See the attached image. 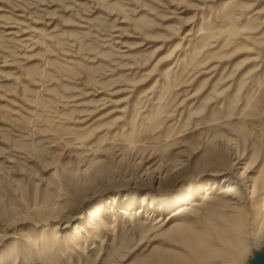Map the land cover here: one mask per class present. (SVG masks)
Instances as JSON below:
<instances>
[{
	"label": "rangeland",
	"instance_id": "374dc122",
	"mask_svg": "<svg viewBox=\"0 0 264 264\" xmlns=\"http://www.w3.org/2000/svg\"><path fill=\"white\" fill-rule=\"evenodd\" d=\"M212 141L264 173V0H0V264H225Z\"/></svg>",
	"mask_w": 264,
	"mask_h": 264
},
{
	"label": "bare ground",
	"instance_id": "6f19581e",
	"mask_svg": "<svg viewBox=\"0 0 264 264\" xmlns=\"http://www.w3.org/2000/svg\"><path fill=\"white\" fill-rule=\"evenodd\" d=\"M214 144L215 143L212 141V146L209 148L207 153L208 161L206 166L209 167V174L217 177L226 173L232 175V178L229 177L225 179L226 181H224L221 187L218 188L215 196L210 191V188H208L203 201H212L213 198H215L221 203L222 207L229 209L230 211H238L239 207L243 204H245L244 206H247L251 210L250 222L247 224L248 228L239 232L236 237L227 243L226 253L228 260L226 259L225 262V264H251L259 254L264 253V173H260V175L254 177V168H251L249 160V162L246 163L243 171L240 172L238 168L242 167L238 166L239 164H244L241 163L244 155L237 158L235 157L239 160L235 161L230 159L232 157V152L234 151L226 148L222 149L216 147L217 145ZM191 154L188 155V157L186 156V159H177L174 163L166 165L164 167L165 177H168L176 172L179 173L183 167L188 165L190 158H192ZM249 188H251L250 191ZM248 192L252 193L251 197L254 198L253 201L248 202ZM199 201L195 200L190 203H182L181 206L177 207L172 212V216L169 218L172 219L174 216H176V220H179L185 216L192 215V213L196 212V209L201 205ZM121 212L126 214V216L129 218L133 216L132 211L130 213L128 209H123ZM135 213H137V211H135ZM171 219H168V217L166 219H161V217H158L154 224L163 226L170 222ZM50 220L51 222L62 223L63 220L66 222L67 219H58L57 217L51 218ZM70 220L73 219L71 218ZM176 225H178L176 228L180 229V231L185 230L182 233H184L183 235H185L187 240H189L191 243L193 251H196L197 249L204 246V244L198 242V240L195 239L194 233L190 231L189 228H186L187 226L185 225V222H177ZM151 264H182V261L162 255H157L154 256V260H151Z\"/></svg>",
	"mask_w": 264,
	"mask_h": 264
},
{
	"label": "water",
	"instance_id": "95a60500",
	"mask_svg": "<svg viewBox=\"0 0 264 264\" xmlns=\"http://www.w3.org/2000/svg\"><path fill=\"white\" fill-rule=\"evenodd\" d=\"M251 264H264V253L263 254H259L253 261Z\"/></svg>",
	"mask_w": 264,
	"mask_h": 264
}]
</instances>
